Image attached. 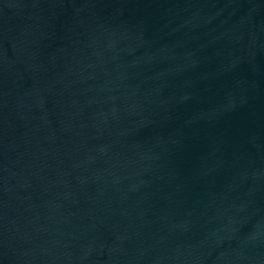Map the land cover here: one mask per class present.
<instances>
[{
  "label": "water",
  "instance_id": "water-1",
  "mask_svg": "<svg viewBox=\"0 0 264 264\" xmlns=\"http://www.w3.org/2000/svg\"><path fill=\"white\" fill-rule=\"evenodd\" d=\"M0 264H264V0H0Z\"/></svg>",
  "mask_w": 264,
  "mask_h": 264
}]
</instances>
